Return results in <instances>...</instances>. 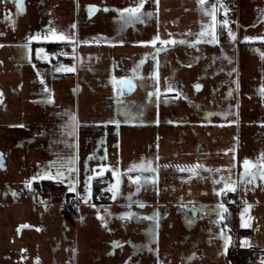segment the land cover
Instances as JSON below:
<instances>
[{
    "label": "rangeland",
    "instance_id": "374dc122",
    "mask_svg": "<svg viewBox=\"0 0 264 264\" xmlns=\"http://www.w3.org/2000/svg\"><path fill=\"white\" fill-rule=\"evenodd\" d=\"M22 1L8 20L15 29L3 32L0 41L29 42V36L51 35L52 30L73 40L0 46V108L7 106L0 113V257L8 264H260L264 180L246 184L239 174L245 158L256 161L264 153L259 115L264 112V40L243 39L264 36V0H238L232 7L222 0L226 15L220 0H205L203 7L216 4L218 9L219 43H176L161 52L155 50L159 41L155 46L140 42L157 34L195 41L202 23L211 22L197 0H146L141 11L152 15L127 24L116 10L135 7L137 0ZM89 5L96 8L92 17ZM225 18L227 27L219 23ZM38 48L47 59L37 57ZM54 51L68 53L60 64L75 70L56 72L60 64L52 62ZM23 52L26 61L19 58ZM137 65L135 91L120 96L115 81L131 77ZM31 66L40 75L31 73ZM196 84L201 85L198 90ZM169 86L174 91H166ZM69 157H75V192L68 190L66 178L36 179L27 186L46 169L55 173ZM142 158L157 171H127ZM101 164L109 168L93 177L92 196L85 202L76 193L84 194L86 174L91 176ZM197 164L203 165L197 175L179 170ZM113 169L121 173L116 199L106 191L116 180ZM137 175L154 176L155 184L129 181ZM220 177L236 182V191L217 196L213 189L223 184L213 180ZM12 192L19 204L10 207ZM100 194L105 198L100 200ZM70 197H75V208ZM219 202L228 209L224 220L206 210L192 211ZM247 205L249 226L241 227L240 214ZM98 209L107 225L97 218ZM126 211L135 216L121 219ZM222 230L231 238L226 251ZM244 238L251 246H242ZM249 247L255 249L250 260L240 261L237 253Z\"/></svg>",
    "mask_w": 264,
    "mask_h": 264
},
{
    "label": "snow or ice",
    "instance_id": "6c2138e0",
    "mask_svg": "<svg viewBox=\"0 0 264 264\" xmlns=\"http://www.w3.org/2000/svg\"><path fill=\"white\" fill-rule=\"evenodd\" d=\"M16 4H17V8L18 10H20L22 8V4H21V0H15ZM146 2V0H137L136 6L135 7H127V8H123V9H117L116 11H118L120 13L121 19L124 20L125 24L127 23H132L134 21H141L144 22L142 18L145 17H149L152 15V13L150 12H142L141 9L144 7V3ZM156 3H158V0H155ZM197 3L199 5H201V11L204 12V14L206 16H209L211 18V22L208 24H203L201 26V31L197 34V40L195 41H185V40H175V39H161V37L157 34L156 36H154L150 41H146V42H140V43H147V44H151L153 46H155L157 44V42L159 41L161 47H157L155 50L156 52H161L164 51V47L165 45H174L176 43H189L191 46H194L197 43L200 42H206L209 44H214V43H219V40L217 38V33H216V25H217V6L216 4L211 5L210 8H205L203 7L205 4V0H197ZM220 7L224 8L225 11V15L227 13V8L223 5L222 0H220ZM96 10L94 5H89L88 6V11L89 14L91 15L92 12ZM105 11H108L107 8L104 9ZM219 23H221L224 27L228 26L229 21L227 20V18H225L224 20L220 21ZM72 27H75V25H72ZM228 35L230 37V39H232L233 41L236 39L235 33L229 29L228 30ZM53 40V41H69L71 42L73 40V37L67 36L63 33L57 34L55 32V30H52L51 35H44L41 36L40 34L37 35H31L28 37L29 42L30 41H36V40ZM244 41H255V40H264V36H244ZM84 43H89V41H83ZM97 42H99L97 40ZM120 43H123V41H120ZM2 46V45H0ZM25 47H27V45H25ZM257 51H259L257 49ZM44 52L43 48H38L36 50L37 53V57L39 59H47L48 57L46 55H40L41 53ZM63 55H68V53H63ZM261 59H264V53H261ZM155 59V57H153ZM140 63H143V61H141ZM139 65H137V68H133L132 69V76L128 77V78H120L119 80V85L121 88V91L123 92L124 89H127L128 91H131L135 88L136 86V82H137V70H138ZM75 68L74 66H67V65H63L60 64L58 67H55V71L56 72H61V71H74ZM233 71H235V69H233ZM39 75V73H37ZM143 77H139V81H142ZM41 83L43 84V78L41 77ZM201 87V85L196 84L195 88L198 90ZM45 92L49 91L46 87L44 89ZM166 91H174V89L171 88V86H169ZM260 93L261 95H264V85L261 86L260 89ZM154 93L153 92H149L148 95L152 96ZM155 94L159 95V89L157 88L155 90ZM0 96H2V93H0ZM49 102H51V98L49 97ZM165 102H167V99L165 100ZM119 103V101H118ZM125 115H128V113L126 112ZM209 115H212L211 113H209ZM73 123H72V128L74 130L75 127V117L72 118ZM113 123L119 124V121H112ZM73 131H69L68 135H72ZM97 157L95 156H90L89 159H96ZM101 160L104 159V157H100ZM233 159H235V157H233ZM52 163H56V162H52ZM3 166V154H0V167ZM242 166H243V172H241L239 174V179L240 182L246 183V184H254L256 182V180L259 178L261 180H264V153H262L257 159L256 161H252L248 158H245L242 161ZM99 170H92V175L89 176L86 174L85 177V181H84V194H81L79 192L76 193V195L83 201L87 202L88 199L91 198L92 196V191H91V181L93 179L94 176H102L104 174V172L106 170H108L109 166L105 165V164H101L98 165ZM203 168V165H194L191 166L189 168H181L179 169L180 171H189L190 173H192L193 175H197L198 174V169ZM133 170H139L142 172H151V173H155L157 171L156 167L152 166V162L148 161L147 163L144 162L143 158L141 160L140 164H132L127 171L131 172ZM206 171H211V169H207ZM219 171V170H217ZM76 172V168H75V157H69L67 163H58L57 168H56V172L52 173L49 170H45L41 175H36L33 176L29 181H27V186L30 188L31 187V181L32 180H36V179H43V178H47V179H52V180H56L57 182H63L65 180V178L67 179L68 182V190L71 192H75L76 188H75V184L77 183V181L75 179H73V173ZM112 175L113 177H116L115 183L110 184V186L106 189V191L111 192L112 193V199H116L117 194L119 193V186L121 183L120 180V176L121 173L119 172V169H113L112 170ZM130 182H135V183H140L141 181H143L145 184L149 181L152 180L153 184H155V178L154 176L148 175V176H140L137 175L135 177L133 176H129L128 177ZM230 181V177H220V179L218 180H213L214 184H223L222 187L219 188H214L213 191L216 193L217 196H222L225 195L227 191H236V182H229ZM139 190V189H137ZM15 195V193H14ZM130 199V197H129ZM93 208H97V206L95 204L92 205ZM141 207H143V204H141ZM251 207V205H247L244 209V211L241 212V227H248L249 225L246 223L244 217H245V213L248 211V209ZM209 211L212 213H215L219 216L220 220H224L225 216L224 214L228 212V209L225 207V205L222 202H219L216 207L214 208H205V206H201L199 209H197L196 207L192 208L193 213H196L197 211ZM105 213H107V215H111L110 213L107 212V209H105ZM97 218L100 219L102 221V223L104 225H107V218L105 215H102L101 212L99 211V209L97 210ZM135 216L134 213H132L131 211H126L124 213L121 214V219H127V218H131ZM155 215L153 217H147V219H154ZM225 227H227V225H225ZM221 236L222 238L225 239V243H224V249L225 251L227 250L228 247V243L230 242V237H226L224 236L223 230L221 231ZM114 246H120V242L119 241H114L113 242ZM242 246H251L250 243L247 241V238H244V240H242ZM74 251V250H73ZM194 255V254H193ZM187 259H191V257L187 258ZM38 264V261H37ZM125 264H129L128 261L125 262ZM260 264H264V257H261V262Z\"/></svg>",
    "mask_w": 264,
    "mask_h": 264
},
{
    "label": "crops",
    "instance_id": "0c3cea01",
    "mask_svg": "<svg viewBox=\"0 0 264 264\" xmlns=\"http://www.w3.org/2000/svg\"><path fill=\"white\" fill-rule=\"evenodd\" d=\"M22 0H21V4H22ZM227 3H228V0H227ZM1 4H4V9H1V7H0V37H2V36H4V33L3 32H6V33H8V32H10V31H12L13 32V30L15 29V22L14 21H12V22H9L8 20H9V18L10 17H12L13 15H15V12H16V2H15V0H0V5ZM229 4V3H228ZM237 4H238V0H237V3L236 4H233V5H230L229 4V6L230 7H232V6H237ZM1 30H2V32H1ZM30 42H28V41H25V42H19V43H17L16 41H0V44L1 45H9V46H13V45H18V44H22V45H26V44H29ZM32 44H40V43H37V42H34V43H32ZM50 44H54V43H50ZM50 47V50H52V49H54V45H51V46H49ZM53 47V48H52ZM27 57H28V55L25 53V52H23L22 53V55H19V58H21L20 60L21 61H26V59H27ZM1 65L2 66H4V64H2L1 63ZM20 66H22V67H24L25 65L23 64V65H20ZM29 70H31L32 72L31 73H34L36 76H38V74L37 73H39V75H40V69H37V70H32V66H31V68H28ZM17 70V69H16ZM15 70V71H16ZM29 70H27V71H29ZM58 75H59V73H57ZM62 75V74H61ZM62 77V76H61ZM18 90H23L22 89V86H19L18 87ZM135 91V90H134ZM133 91V92H134ZM13 94H15V91H11ZM6 107L7 106H2L1 108H0V113H2V114H5V112H6ZM12 110H14V109H12ZM11 110V111H12ZM247 110L249 111V112H252L251 110H250V106H247ZM11 111L9 112L10 113V115L11 116H14V113H11ZM248 112V113H249ZM260 116H261V119H263V121H264V112H262V113H260L259 114ZM247 117L249 118L250 116H249V114H247ZM107 197V196H106ZM71 198H73V199H75V197H70L69 198V200L71 199ZM76 207V205L75 206H73V208H75Z\"/></svg>",
    "mask_w": 264,
    "mask_h": 264
},
{
    "label": "built area",
    "instance_id": "2783aa9c",
    "mask_svg": "<svg viewBox=\"0 0 264 264\" xmlns=\"http://www.w3.org/2000/svg\"><path fill=\"white\" fill-rule=\"evenodd\" d=\"M228 3L230 5L236 4L237 0H228ZM62 57H63L62 53L57 52V51H54L51 54L52 62L54 64H56V65L61 63V58ZM103 198H105V195L104 194H100L99 199L102 200ZM69 204L75 206L76 205L75 200L73 198H71L69 200ZM254 252H255V249L253 247H249L247 249V251H244L243 253H240V255H239V252H238L237 255H238V258L240 259V261L248 262L250 260L251 254L254 253Z\"/></svg>",
    "mask_w": 264,
    "mask_h": 264
},
{
    "label": "flooded vegetation",
    "instance_id": "af4514ba",
    "mask_svg": "<svg viewBox=\"0 0 264 264\" xmlns=\"http://www.w3.org/2000/svg\"><path fill=\"white\" fill-rule=\"evenodd\" d=\"M1 154V153H0ZM15 193V192H14ZM14 193L12 192V193H10L9 194V199H10V202H8V205L10 206V207H13V206H16L17 204H19V200H18V198L19 197H17V195H16V193H15V195H14ZM69 202V201H68ZM70 206H72L73 207V205H70ZM9 207V208H10ZM1 254V253H0ZM9 259H11V254H10V256H9ZM1 261L3 262L2 264H8V262H6L5 260H4V258L2 257H0V264H1Z\"/></svg>",
    "mask_w": 264,
    "mask_h": 264
},
{
    "label": "water",
    "instance_id": "95a60500",
    "mask_svg": "<svg viewBox=\"0 0 264 264\" xmlns=\"http://www.w3.org/2000/svg\"><path fill=\"white\" fill-rule=\"evenodd\" d=\"M95 13H96V10H94V11L92 12L91 15L89 14V17H92ZM119 80H120V79H119ZM119 80H116L115 83H116V85H117V87H118L119 95H120V96H128V95H130L131 93H133V91L135 90V88H134L133 90H131V91H128L127 89H124L123 92H122V91H121V88H120V85H119Z\"/></svg>",
    "mask_w": 264,
    "mask_h": 264
},
{
    "label": "trees",
    "instance_id": "16d2710c",
    "mask_svg": "<svg viewBox=\"0 0 264 264\" xmlns=\"http://www.w3.org/2000/svg\"><path fill=\"white\" fill-rule=\"evenodd\" d=\"M245 250L241 251V252H244Z\"/></svg>",
    "mask_w": 264,
    "mask_h": 264
}]
</instances>
